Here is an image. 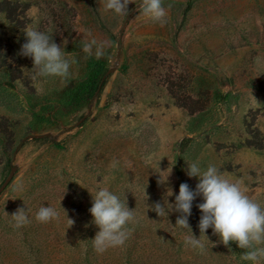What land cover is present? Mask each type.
Masks as SVG:
<instances>
[{
	"label": "rangeland",
	"instance_id": "obj_1",
	"mask_svg": "<svg viewBox=\"0 0 264 264\" xmlns=\"http://www.w3.org/2000/svg\"><path fill=\"white\" fill-rule=\"evenodd\" d=\"M134 2L121 15L101 0H0V186L15 170L0 194V264H253L212 228L201 235L202 197L189 225L203 250L185 245L168 203L181 183L195 190L197 163L264 208V0H163V24ZM27 27L61 46L67 77L33 79L19 54ZM92 39L106 42L99 59L82 50ZM159 169L172 170L165 184ZM104 187L136 219L98 253L90 191ZM41 206L58 218L37 222ZM18 208L30 210L21 227Z\"/></svg>",
	"mask_w": 264,
	"mask_h": 264
},
{
	"label": "clouds",
	"instance_id": "obj_2",
	"mask_svg": "<svg viewBox=\"0 0 264 264\" xmlns=\"http://www.w3.org/2000/svg\"><path fill=\"white\" fill-rule=\"evenodd\" d=\"M105 10L116 14L127 15L128 5L134 0H101ZM140 12L154 22L163 24L167 12L163 7V0H141ZM26 42L21 46L20 55L32 58L33 79L39 77L56 76L65 78L69 75L70 61L66 58L61 46L58 45L46 33L27 27L24 31ZM95 46V55L99 59L103 56L106 42H98L92 39L83 45V51L89 55ZM74 62V61H73ZM150 157L148 161L150 162ZM116 162H113V167ZM186 174L192 178H198L195 190L187 183H181L179 194L175 195V202L168 203L170 211L179 213L176 219V227L188 229L192 233L185 236V245L193 249L203 250L204 244L200 238L193 235L189 225V217L192 215L193 201L202 197L203 202L197 207L201 212L199 230L205 235L209 228L213 234L218 235L227 246L229 242H235L241 249H246L244 259L253 264H261L264 261V208L250 198L242 188L240 181H231L221 173L216 166L209 165L206 170H201L197 163H187ZM166 171L159 169L158 184H165L171 172L165 176ZM92 195V207L89 209L93 217V223L99 231L92 239L93 247L98 253H103L109 247L122 246L130 235L127 225L135 221V210H130L127 204L122 202L116 194L107 187L98 189ZM167 195H174L171 188ZM24 208H18L11 215L17 227L29 223L28 212ZM152 211L159 217L168 216L165 203L157 202L152 206ZM58 218L57 211L51 206H41L35 213V219L40 223H47ZM69 219V218H68ZM72 226L74 221L69 219ZM206 236V235H205ZM201 237V236H200Z\"/></svg>",
	"mask_w": 264,
	"mask_h": 264
},
{
	"label": "water",
	"instance_id": "obj_3",
	"mask_svg": "<svg viewBox=\"0 0 264 264\" xmlns=\"http://www.w3.org/2000/svg\"><path fill=\"white\" fill-rule=\"evenodd\" d=\"M15 174V170L12 169L10 171V173L8 174V176L6 177V179L4 180V182L2 183V185L0 186V194L2 193V191L7 187V185L11 182L13 176Z\"/></svg>",
	"mask_w": 264,
	"mask_h": 264
}]
</instances>
